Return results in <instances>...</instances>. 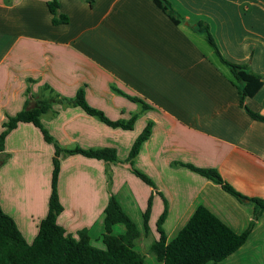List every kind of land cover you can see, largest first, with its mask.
Listing matches in <instances>:
<instances>
[{"label": "crops", "instance_id": "crops-1", "mask_svg": "<svg viewBox=\"0 0 264 264\" xmlns=\"http://www.w3.org/2000/svg\"><path fill=\"white\" fill-rule=\"evenodd\" d=\"M48 1L0 0V134L8 116L27 102L56 94L74 98L80 89L110 119H137L132 129L112 127L56 100L41 121L63 149L58 155L55 143L31 122L8 133L0 150V202L25 239H35L48 214L55 158L63 206L57 222L73 236L87 230L96 247L104 246V211L112 194L141 231L135 247L143 255L159 237L164 198L168 241L200 205L235 232L246 230L254 205L186 164L216 169L242 194L264 200V122L243 108L229 67L194 24H209L225 59L264 76V0H169L184 18L181 24L152 0H94L93 6L59 0L69 21L54 24ZM244 104L264 116V84ZM150 121L151 135L134 166L155 187L121 163ZM76 147L115 148L121 161L64 151ZM124 231L121 223L113 226L114 234ZM217 264H264V212L247 241Z\"/></svg>", "mask_w": 264, "mask_h": 264}, {"label": "trees", "instance_id": "trees-1", "mask_svg": "<svg viewBox=\"0 0 264 264\" xmlns=\"http://www.w3.org/2000/svg\"><path fill=\"white\" fill-rule=\"evenodd\" d=\"M91 6L94 0H88ZM175 24H181L184 18L174 8L169 0H152ZM48 7L52 14L54 24L67 23L69 17L60 12L59 0H49ZM197 31L202 33L209 45L213 48L217 57L226 64L232 74L233 83L238 88L241 105L255 120L264 122V116L251 110L244 104L246 97L254 96L264 84V76L250 71L247 66L232 62L224 58L211 33L210 26L205 21L194 24ZM122 93V92H121ZM135 102L141 103L145 109L149 106L140 98L129 96ZM62 101L80 106L89 115L99 118L112 127L132 129L137 119L134 114L128 120H112L103 111L91 106L83 89H80L74 98L60 97L58 94L36 100L35 103L25 105L24 109L15 115H9L3 124L0 134V150L4 147L8 133L17 127L20 122H31L36 125L45 140L54 142L57 155L63 150L55 142L41 121V115L51 109L54 101ZM153 123H147L143 131L134 141L129 156L125 162L130 165L132 172L148 185L155 187L152 179L141 170L134 167V159L139 153L143 142L152 132ZM66 153H80L88 157L114 162L121 161L115 148H73L64 149ZM192 170L212 179L221 187L234 195L242 202H251L254 205V218L249 226L241 233L235 232L223 220L215 215L206 206L196 208L186 224L181 228L177 236L168 241L163 222L167 216V200L164 198L165 208L157 221L159 237L150 247V252L162 264H205L212 261L219 263L236 250L248 239L256 220L264 212V200L258 197H248L236 190L230 183L224 180L221 174L213 168H200L192 164H186ZM60 161L54 159L52 174V190L49 200V211L41 221L38 234L29 243L14 219L2 208L0 202V264H147L145 255L135 247V240L141 235V231L133 219L123 210L117 198L112 194L104 211L105 232L102 235L104 248H99L91 243L87 230H81L77 236H73L57 222V216L63 210L58 193V176ZM152 207V195L149 197L147 208L144 212V227L149 230V217ZM121 223L125 226L123 233L114 234L113 226Z\"/></svg>", "mask_w": 264, "mask_h": 264}, {"label": "rangeland", "instance_id": "rangeland-1", "mask_svg": "<svg viewBox=\"0 0 264 264\" xmlns=\"http://www.w3.org/2000/svg\"><path fill=\"white\" fill-rule=\"evenodd\" d=\"M210 46V45H209ZM135 167V166H134ZM138 169V168H137ZM98 245V244H97ZM99 247V246H97ZM101 247L104 248V246L102 245ZM146 258H147V263L148 264H158V261L155 259L154 255L149 251V253H146Z\"/></svg>", "mask_w": 264, "mask_h": 264}]
</instances>
